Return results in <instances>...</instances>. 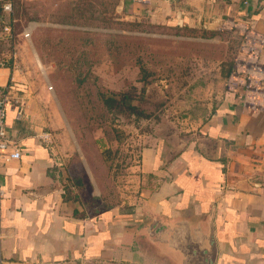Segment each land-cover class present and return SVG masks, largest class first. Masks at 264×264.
<instances>
[{
    "label": "crops",
    "instance_id": "0c3cea01",
    "mask_svg": "<svg viewBox=\"0 0 264 264\" xmlns=\"http://www.w3.org/2000/svg\"><path fill=\"white\" fill-rule=\"evenodd\" d=\"M125 1L162 22L224 32L242 17L264 33V0ZM1 59L0 86L18 85L6 126L22 156L0 165V264H206L213 238L215 264H264V114L223 90L194 133L141 149L135 196L90 210L66 196L42 109L10 51Z\"/></svg>",
    "mask_w": 264,
    "mask_h": 264
},
{
    "label": "rangeland",
    "instance_id": "374dc122",
    "mask_svg": "<svg viewBox=\"0 0 264 264\" xmlns=\"http://www.w3.org/2000/svg\"><path fill=\"white\" fill-rule=\"evenodd\" d=\"M141 13L125 0H15L10 53L42 109L60 176L90 210L137 194L142 148L197 130L236 51L231 32Z\"/></svg>",
    "mask_w": 264,
    "mask_h": 264
},
{
    "label": "built area",
    "instance_id": "2783aa9c",
    "mask_svg": "<svg viewBox=\"0 0 264 264\" xmlns=\"http://www.w3.org/2000/svg\"><path fill=\"white\" fill-rule=\"evenodd\" d=\"M147 5L153 0H137ZM247 4V1H245ZM0 9L5 14H13V0H0ZM5 20L0 16V23ZM12 23L15 22L13 19ZM6 24L2 30L3 38H14L13 24ZM223 31H232L239 39L230 76L226 80V92L239 98L242 106L252 112L264 114V64L261 61L264 52V33L258 31L255 25L242 17H228L220 27ZM30 32L25 31V38H30ZM13 56V55H12ZM6 61L0 60V66ZM13 86H0V165L21 159L19 147L10 138L6 126L7 106L18 102L14 96ZM22 114V108L18 109ZM47 142L53 143L50 135L45 137Z\"/></svg>",
    "mask_w": 264,
    "mask_h": 264
},
{
    "label": "trees",
    "instance_id": "16d2710c",
    "mask_svg": "<svg viewBox=\"0 0 264 264\" xmlns=\"http://www.w3.org/2000/svg\"><path fill=\"white\" fill-rule=\"evenodd\" d=\"M3 1H6V0H3ZM13 6H14V11H13V14H5L2 12V10L0 9V16L3 17V19L5 20V22L2 24L0 23V46L1 47H5V46H8V50H9V46L13 43L14 39H5L3 38V35H2V30L4 28V26L6 24H11L12 22V19L15 21L13 22V26L15 28L16 24H17V18H16V14H15V0H13ZM184 28H186V26H183ZM15 32V31H14ZM232 34L235 35L234 32L230 31ZM237 38V47H236V51H237V48H238V44H239V39L238 37L236 36ZM10 51V50H9ZM236 51L233 55V58H232V61L230 62V65H228V67L224 68L225 69V82H224V90L226 91V86H225V83H226V80L228 79V77L230 76L231 74V71H232V67H233V62H234V57H235V54H236ZM0 53H3V51L1 50ZM6 56L2 57L5 59ZM2 60V59H1ZM11 86H13V89H15L16 91H18V85H16V83H13ZM105 96V95H104ZM116 95L115 94H108V97L106 96V104L109 106V107H113L115 105V103H117V100L115 99ZM128 99V96L127 95H124L123 96V101L127 100ZM78 185L81 184L80 180L77 182ZM65 191H66V196L70 199H73V200H76L78 201V199L73 195L72 191L67 187V184H65Z\"/></svg>",
    "mask_w": 264,
    "mask_h": 264
},
{
    "label": "water",
    "instance_id": "95a60500",
    "mask_svg": "<svg viewBox=\"0 0 264 264\" xmlns=\"http://www.w3.org/2000/svg\"><path fill=\"white\" fill-rule=\"evenodd\" d=\"M186 239L188 240V246L190 245V247H189V253L191 255V258L190 259H192L194 256L203 255L202 253L201 254H198L197 248L199 247V244L198 243H191V241H189L188 234L186 235ZM210 245H211V251L208 252L209 255L206 258V264H215L216 259H217V253H218V251H217L216 241H215L214 238L212 239V243ZM194 260H196V257L193 258V261Z\"/></svg>",
    "mask_w": 264,
    "mask_h": 264
}]
</instances>
